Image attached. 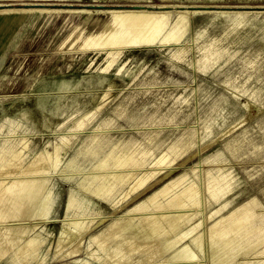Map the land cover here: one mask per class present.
Wrapping results in <instances>:
<instances>
[{
  "label": "rangeland",
  "instance_id": "rangeland-1",
  "mask_svg": "<svg viewBox=\"0 0 264 264\" xmlns=\"http://www.w3.org/2000/svg\"><path fill=\"white\" fill-rule=\"evenodd\" d=\"M32 4L107 8L0 14V167L20 165L21 175L46 157L51 197L48 222L20 231L13 248L5 251L0 228V264H163L158 244L124 238L122 224L188 184L200 190L215 159L229 164L225 187L216 199L203 194L205 210L188 209L176 246L194 250L190 239L250 204L258 211L229 244L248 253L229 264L262 262L264 148L229 136L264 112V0H0V8ZM119 9L154 13L134 33L106 11ZM133 151L157 174L142 186L116 184L118 158ZM162 155L166 164L156 163ZM65 227L77 234L70 243Z\"/></svg>",
  "mask_w": 264,
  "mask_h": 264
},
{
  "label": "bare ground",
  "instance_id": "bare-ground-1",
  "mask_svg": "<svg viewBox=\"0 0 264 264\" xmlns=\"http://www.w3.org/2000/svg\"><path fill=\"white\" fill-rule=\"evenodd\" d=\"M30 11L62 13L89 12L91 10L22 7L0 8V14L9 12L24 13ZM106 11L114 13L116 16L115 18L125 24V26H129L134 33L141 31L146 25L147 19L154 13V11L139 9ZM92 23L93 22H91V24ZM130 39L131 38L124 40L121 42V45L122 43H130ZM91 43L100 44L106 42L96 39ZM121 45H115L117 46L115 49H125L121 47ZM48 158L50 157L48 156ZM57 162L56 158L52 166H56ZM20 169V165H15L14 163L11 166L0 167V185L6 180H11V185L2 190L0 194V228L5 229L3 230V241L7 244L5 251L13 248L18 243L20 231L25 229L33 230L48 222L47 215L50 209L51 197L48 193L46 194V184L49 177L48 170L50 169L46 157L41 155L40 158L26 166L22 170L21 175H16V172ZM96 171L98 174L106 173V170L100 166ZM116 172H119V170H116L115 173ZM112 176H114V178L118 177L117 174H112ZM139 184L140 181H137L135 186ZM192 192L193 191L188 190L186 192L188 194L186 198H191ZM184 199V193H182V196L181 194L175 195L172 201L167 206H164L162 210L159 209L161 207L160 204L155 207L157 211L155 210L154 212L138 215L132 214L131 216L133 217H130L122 224V236L131 239L138 245L158 244L160 255L164 259L163 264H229L232 259L237 258L238 254L248 253V251L245 250L242 251L237 249L234 251L229 248V244L237 240L236 234L247 230L245 225L246 216H252L253 213L245 209L237 211V213L232 214L228 219L219 222L209 229H205L201 235H196L193 239H190V241L194 243V250H190L189 243L176 246L182 239L181 236L177 235L180 230V225L186 213L190 211L184 206L182 207ZM135 216H139L138 224H135L134 219H132ZM80 220L81 219H74L72 221H66L65 219L67 224L78 223ZM91 220L92 223L94 221V223L101 221V219L94 220V218ZM64 229L67 235V243H70L77 237V234L69 230V228L65 227ZM77 246L78 243L74 247ZM4 254H6V252H4L3 255ZM198 254L202 256V261L196 259ZM257 264H264V261L258 262Z\"/></svg>",
  "mask_w": 264,
  "mask_h": 264
},
{
  "label": "crops",
  "instance_id": "crops-1",
  "mask_svg": "<svg viewBox=\"0 0 264 264\" xmlns=\"http://www.w3.org/2000/svg\"><path fill=\"white\" fill-rule=\"evenodd\" d=\"M129 48V47H128ZM263 119H264V112L261 113L260 116L256 117L255 119H253L251 122H244L241 121V123L238 125H236L235 129L233 131H231L229 138H236L237 143L242 145H253V152H255V149L257 148V146H262L264 148V123H263ZM139 152V151H138ZM137 151H133L131 153L128 154H124L121 156V158H118V169L119 172H116V170H114V174H117L118 177H115L114 181L115 183H121L122 182H127L128 180L134 179V178H138L137 181H140V186H142L143 184L146 183L147 179L151 176H154L155 174H157V171H153V170H149L147 167L142 168V166L145 165L146 162V157L145 154L143 152H139V154ZM139 156V157H138ZM156 159V163H161V164H166L165 161V157L164 155L155 158ZM108 160L112 161V156L108 158ZM260 161V160H258ZM264 163V160L262 161ZM114 163H116V161H114ZM114 166H116L114 164ZM147 166V165H146ZM229 166L228 163L221 161V160H213L211 162L210 165H208L207 167H211L212 170H215L216 175L212 174V170L210 171H204L202 172V175L200 176V183H201V189L199 190V187L193 184H188V187H185V189H183L182 191L175 193L167 199V205L172 201V198L175 195H179L182 193H184L185 199L184 202L182 203V207L184 206L186 209H200L202 208V210L206 209L207 206V200L204 198L203 194L209 192L212 196V198L216 199L218 198V194L215 191L216 189H224L225 187V183H223L225 181L226 177L225 175H223V171L224 169H226ZM117 168V167H115ZM114 168V169H115ZM143 169V172H142ZM153 171V172H152ZM138 172V173H137ZM114 177V176H113ZM136 181V183H137ZM136 183L134 184V186L136 185ZM138 186V185H137ZM229 186V185H228ZM193 191L192 192V196L191 198H186V196L188 195L186 192L187 191ZM127 194V193H126ZM199 196V197H198ZM153 203V208L156 207V205H160L161 207L159 209H162L164 207L163 203L161 202H152ZM166 205V206H167ZM51 208V207H50ZM250 210L253 215L254 213H256L255 211H258V208H256L255 206H252L250 204H245V205H241L239 207H237L235 209V212H232L226 219H228L232 214L237 213V211H242V210ZM50 211V209H49ZM49 214V212H48ZM191 215H186L183 218V221L181 223V225L189 220L191 218ZM225 219H219L217 221H215L212 226L218 224L219 222L224 221ZM210 226V227H212ZM209 227V228H210ZM208 228V229H209ZM5 255H3V253L0 255V261H2L5 257ZM264 258V256H262ZM260 258V257H259ZM264 261V260H263ZM258 263V262H257Z\"/></svg>",
  "mask_w": 264,
  "mask_h": 264
},
{
  "label": "water",
  "instance_id": "water-1",
  "mask_svg": "<svg viewBox=\"0 0 264 264\" xmlns=\"http://www.w3.org/2000/svg\"><path fill=\"white\" fill-rule=\"evenodd\" d=\"M27 6H31L32 8H46L47 6H49V5H44V4H32V5H27ZM54 7H57V6H54ZM61 7H66V6H61ZM85 8H87V9H91V10H94V9H96V10H101V9H104V8H107V7H104V6H102V5H88V6H86ZM132 8H140V7H138V6H134V7H132Z\"/></svg>",
  "mask_w": 264,
  "mask_h": 264
}]
</instances>
